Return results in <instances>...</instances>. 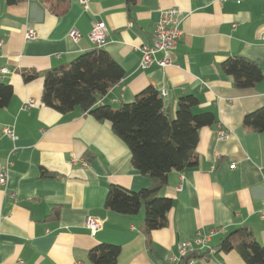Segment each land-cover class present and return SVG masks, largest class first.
I'll list each match as a JSON object with an SVG mask.
<instances>
[{"label": "crops", "instance_id": "obj_1", "mask_svg": "<svg viewBox=\"0 0 264 264\" xmlns=\"http://www.w3.org/2000/svg\"><path fill=\"white\" fill-rule=\"evenodd\" d=\"M170 7L183 13L173 62L142 69L138 48L150 43L161 11ZM96 21L106 24L102 48L124 72L102 104L115 109L151 85L171 114L178 97L193 94L200 102L194 111L216 117L199 129L195 166L168 173L158 195L170 197L172 207L149 241L143 210L129 215L104 207L110 184L137 191L152 183L132 166L111 123L78 107L60 113L44 105L43 78L25 83L21 76L67 64L93 48L88 34ZM28 28L34 39L25 38ZM72 29L76 41L68 37ZM263 34L264 0H137L130 11L125 0H87L86 6L79 0H0V68L7 69L0 82L12 86L0 107V173L6 177L0 184V264H91L87 252L98 243L119 245L118 264H172L181 242L209 229L215 233L201 250L243 227L264 245V131L242 126L246 112L264 105V78L238 89L220 69L235 54L264 68ZM29 99L36 104L22 109ZM88 216L102 222L94 234L85 226ZM192 264L245 263L229 251Z\"/></svg>", "mask_w": 264, "mask_h": 264}, {"label": "trees", "instance_id": "obj_2", "mask_svg": "<svg viewBox=\"0 0 264 264\" xmlns=\"http://www.w3.org/2000/svg\"><path fill=\"white\" fill-rule=\"evenodd\" d=\"M20 0H7L8 3ZM137 0H125L130 11ZM220 69L238 89L254 86L264 78V68L241 55H232L220 63ZM124 75L122 67L102 47H93L79 53L70 62L43 71L21 72L27 83L43 78L41 101L60 113L78 107L98 121L108 120L111 129L128 146L132 166L148 176L152 183L137 191L116 184L108 186L104 200L106 209L136 214L143 210L142 232L149 241L153 230L167 223L172 199L159 196L166 184L168 173L195 166L198 160L196 145L199 129L216 123L212 111L195 112L199 106L193 94L178 97L171 114L162 95L153 86L145 87L134 100L117 108L100 101L107 91ZM12 97L11 84L0 82V107ZM242 126L246 130L264 131V105L244 114ZM210 249L216 252H237L245 264H264V245L259 243L247 227L225 235L210 248L186 250L176 264H189L191 260L205 258ZM120 247L117 244L98 243L87 252L91 264H118Z\"/></svg>", "mask_w": 264, "mask_h": 264}, {"label": "built area", "instance_id": "obj_3", "mask_svg": "<svg viewBox=\"0 0 264 264\" xmlns=\"http://www.w3.org/2000/svg\"><path fill=\"white\" fill-rule=\"evenodd\" d=\"M223 1V0H219ZM83 5H87V0H79ZM183 19V13L176 7H170L161 11L159 19L154 25V29L151 35L150 43H144L139 46V51L141 53L139 67L142 69L147 68L148 66L156 63L160 67H165L172 64V52L176 48V45L182 35V30L180 24ZM235 26V24H233ZM25 38L34 39L36 34L33 29L28 28L25 32ZM68 37L76 41L79 38V33L77 30L72 29L68 33ZM88 38L95 47H102L107 38L106 24L103 21H96L92 24L91 30L88 34ZM264 39V34H263ZM3 44L2 39H0V46ZM159 54L160 58H157L156 55ZM7 72L5 67L0 68V75ZM36 103L34 100H26L22 103V109H28L34 106ZM5 133L13 137L11 129H5ZM219 138H226L227 131L223 128L218 130ZM72 161H76V158H72ZM8 163L11 164V161ZM234 165V163L232 164ZM6 182V177L4 173H0V184L4 185ZM260 217L264 219V207L261 211ZM102 225L101 220L96 217L88 216L85 221V226L88 228L91 234H94L97 230L100 229ZM215 233L214 229H209L207 234H204L202 230H198L192 240H186L181 242L178 245V255L170 258L172 264H176L179 256L183 255L186 250L192 249L194 247L203 248L208 240V237ZM208 248V247H207ZM210 248V247H209ZM214 254V250L210 249L208 255L205 258L210 257ZM194 260H191L189 264H192ZM17 264H22L21 261H18Z\"/></svg>", "mask_w": 264, "mask_h": 264}]
</instances>
